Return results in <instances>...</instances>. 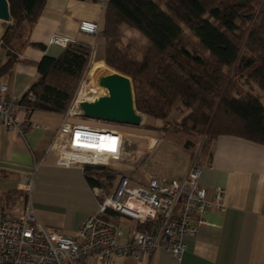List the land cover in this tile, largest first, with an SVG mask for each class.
<instances>
[{"label":"trees","instance_id":"trees-1","mask_svg":"<svg viewBox=\"0 0 264 264\" xmlns=\"http://www.w3.org/2000/svg\"><path fill=\"white\" fill-rule=\"evenodd\" d=\"M253 1L110 0L100 27L104 64L129 78L136 112L165 122L178 104L184 115L180 125L201 127L209 144L233 136L264 146V106L253 94L264 97V2L255 25L242 33L252 21L247 11ZM45 2L7 0L12 24H4L1 33L7 59L0 81L16 63V44L32 45L28 35ZM126 32L137 39L127 40ZM94 54V46L69 43L59 56H44L38 80L19 104L32 113L64 116ZM83 175L91 188L105 189L113 187L117 172L85 166ZM8 196L3 209L12 206L16 194ZM117 216L122 217L107 211L102 218L119 224Z\"/></svg>","mask_w":264,"mask_h":264},{"label":"crops","instance_id":"crops-1","mask_svg":"<svg viewBox=\"0 0 264 264\" xmlns=\"http://www.w3.org/2000/svg\"><path fill=\"white\" fill-rule=\"evenodd\" d=\"M104 13L105 9L92 0H46L40 18L28 35L32 45H24L23 41L16 44L13 52L16 63L0 81L7 85V95L21 99L38 80L40 60L44 56L57 57L64 51L66 47L49 44V40L57 36L71 43L94 46L96 55L89 71L91 80L82 88L91 93L86 101L94 100L100 91L98 72L105 69L103 40L101 35L81 34L78 26L89 21L101 27ZM0 24L1 35L3 25L8 22ZM0 51H3L1 66L6 62L7 52L1 47ZM149 119L151 124L157 121ZM62 121V115L34 112L30 116V127L23 134L9 131L0 124V205L6 207L8 195H17V185L30 181L29 200L37 221L73 237L86 217L98 210L97 191L101 189L91 188L80 168H65L59 164L58 153L67 143L64 136L55 138ZM124 133L126 138H151L137 137L125 130ZM203 154L198 183L207 190L208 196L215 188L223 189L225 209L205 215L206 224L199 227L195 237L185 241L181 264H264V146L238 137L219 136ZM188 165L186 163L179 174L169 180L182 178ZM133 178L137 184L153 177H145L142 182ZM8 210L5 209L7 213ZM121 218L115 220L122 228L121 242H124L136 223ZM88 264L100 263L91 260ZM113 264L176 262L170 253L160 250L139 260L115 258Z\"/></svg>","mask_w":264,"mask_h":264},{"label":"built area","instance_id":"built-area-1","mask_svg":"<svg viewBox=\"0 0 264 264\" xmlns=\"http://www.w3.org/2000/svg\"><path fill=\"white\" fill-rule=\"evenodd\" d=\"M92 1L105 9L110 0ZM78 30L92 37L100 35L96 22L83 21ZM69 43V39L57 36L49 40V44L59 47ZM7 92V85L0 84V124L23 134L30 127L32 109L20 105ZM34 99L29 95L27 101ZM82 101L79 92L56 131L55 138H67L66 146L58 153V162L65 168L78 167L82 171L85 166L115 169L113 165L122 159L124 127L84 118L79 109ZM159 141L149 138L147 151L152 153ZM201 169L199 163L192 162L180 179L148 178L137 184L131 177L122 176L110 195L103 189L97 193L102 198L98 210L86 217L73 237L37 221L29 200L32 183L22 182L16 187L17 195L8 213L0 205V264H88L91 260L113 264L115 258L139 260L160 250L181 264L185 241L195 237L199 227L206 224L205 215L225 209L223 189L215 188L208 196L199 185ZM107 211L136 223L124 242L121 226L102 218Z\"/></svg>","mask_w":264,"mask_h":264},{"label":"rangeland","instance_id":"rangeland-1","mask_svg":"<svg viewBox=\"0 0 264 264\" xmlns=\"http://www.w3.org/2000/svg\"><path fill=\"white\" fill-rule=\"evenodd\" d=\"M263 2L264 0H254L251 3L250 11L247 12L249 13V16L252 17V21L244 26L245 29L242 32L244 33V36L246 35V32L252 29V26L255 25L262 10ZM10 24H12L11 20L8 22L7 26H10ZM23 32L26 34L27 29L24 28ZM3 34L0 36L2 37ZM126 36L127 40L137 39V35L130 32H126ZM127 40L125 39L124 43ZM95 50L98 51V48H95ZM242 50L244 51V48ZM0 53L3 54V51H0ZM94 56L91 62H93ZM105 68L109 69L106 66ZM89 71L90 69L80 81L77 93L81 92L82 88L89 82V80H91L89 78ZM106 94V90L100 89L97 98L105 96ZM253 94L258 96L261 104L264 106V97L255 91ZM178 112L179 107L176 106L171 117L165 122L155 121L153 124L150 123L151 120L148 117L137 112L143 117L142 125L139 127H124L126 132L134 134L137 137L150 136L151 138H158L160 141L156 149L152 153H148L145 149H147V140L149 138L133 139L128 137L125 139L123 157L118 164L113 165L117 172L115 183L112 184L113 187L107 186L103 189L108 195H110L112 189L116 186L122 176H129L131 174V176L134 177L133 179L138 182L144 181L145 177L148 176L169 180L177 176L186 163L190 164L192 162H197L200 164V159H202V156L204 155L203 153L207 150L209 141L206 139L204 130L201 127L193 129L190 123L186 128L181 126L180 122L184 115L180 116ZM119 218L120 217L117 216V219Z\"/></svg>","mask_w":264,"mask_h":264},{"label":"water","instance_id":"water-1","mask_svg":"<svg viewBox=\"0 0 264 264\" xmlns=\"http://www.w3.org/2000/svg\"><path fill=\"white\" fill-rule=\"evenodd\" d=\"M0 21H10L7 0H0ZM97 85L107 94L92 102L82 101L79 104L84 118L131 127L142 125L141 116L134 108L129 78L105 68L99 72Z\"/></svg>","mask_w":264,"mask_h":264},{"label":"bare ground","instance_id":"bare-ground-1","mask_svg":"<svg viewBox=\"0 0 264 264\" xmlns=\"http://www.w3.org/2000/svg\"><path fill=\"white\" fill-rule=\"evenodd\" d=\"M0 23H7V22H2V21H0ZM91 96V93H90V91L88 90V89H86V90H81V92H80V98L82 99V100H84V101H86L87 99H89V97ZM97 97V95H95V100L97 99L96 98ZM93 100H91V101H89V102H92ZM141 121H143V117H141ZM100 189V188H99ZM99 191L100 190H98L97 192L99 193Z\"/></svg>","mask_w":264,"mask_h":264},{"label":"snow or ice","instance_id":"snow-or-ice-1","mask_svg":"<svg viewBox=\"0 0 264 264\" xmlns=\"http://www.w3.org/2000/svg\"><path fill=\"white\" fill-rule=\"evenodd\" d=\"M113 143H114V142H113ZM111 150H113V151H114L115 149H114V148H112Z\"/></svg>","mask_w":264,"mask_h":264}]
</instances>
